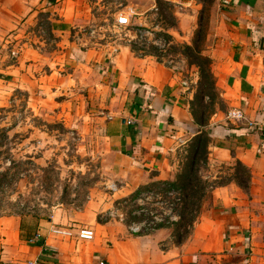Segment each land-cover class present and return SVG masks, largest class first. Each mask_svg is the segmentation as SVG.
Returning <instances> with one entry per match:
<instances>
[{
	"label": "rangeland",
	"instance_id": "obj_1",
	"mask_svg": "<svg viewBox=\"0 0 264 264\" xmlns=\"http://www.w3.org/2000/svg\"><path fill=\"white\" fill-rule=\"evenodd\" d=\"M24 1L0 0V28H18L12 31L14 37L7 44H0V65H36V69L24 68L20 73L25 80H37L38 85L51 74L56 79L35 92L30 87L22 88L21 82L22 87L0 82V252L16 239L19 227L31 233L38 221H53L59 226L57 222L69 219L76 226L89 227L121 222L134 234L166 229L170 234L167 244H184L190 231L175 227L179 222L176 205L182 193L162 183L174 181L184 170L193 138L164 156L168 173L164 180L136 186L140 178L134 176L127 182L115 176L100 114L110 93L99 86L98 66L71 68L66 62L75 52L85 56L102 47L114 51L128 45L135 56L177 75L191 99L189 110H199L209 122L212 113H227L215 87L211 60L210 64L207 61L221 21V1L161 0L156 5V0H75L79 27L70 30V15L69 24L51 29L47 6L41 2L24 17ZM11 12L21 15L11 18ZM121 14L128 16L127 26L117 24ZM26 19L28 23H24ZM22 26L33 29L32 40L43 55L35 64L22 59L20 48L27 38ZM201 91L206 95L202 101ZM236 169L233 161L209 162L201 149L193 171L205 191L199 215L203 205L211 201L216 186L235 181ZM244 175L238 177L246 186Z\"/></svg>",
	"mask_w": 264,
	"mask_h": 264
},
{
	"label": "crops",
	"instance_id": "obj_2",
	"mask_svg": "<svg viewBox=\"0 0 264 264\" xmlns=\"http://www.w3.org/2000/svg\"><path fill=\"white\" fill-rule=\"evenodd\" d=\"M46 1L25 0L24 17L41 2L47 6L51 29L69 24V15L68 29L79 27L75 0ZM220 1L221 21L208 53L211 73L227 113L240 110L242 117L228 118L220 111L211 116L205 127L207 155L212 163L239 162L249 173L247 185L231 180L216 186L187 241L178 247L166 243L170 238L166 229L134 234L121 222L98 224L87 226L94 239L84 242L58 238L51 233L55 222L38 221L31 233L19 227L16 239L3 246L0 264H264V0ZM20 15L11 12L10 17ZM16 29L0 28V44H7ZM24 31L22 59L35 64L43 55L32 40L33 29ZM79 52L69 55L66 64L98 66L99 86L110 93L100 114L112 173L127 182L140 178L136 186L167 178L164 156L200 132L183 82L158 63L135 56L128 45L114 51L102 47L85 56ZM21 63L0 65V82L22 87L21 82L22 88L35 92L56 79L51 74L39 85L35 79L25 80L20 71L36 65L21 67ZM69 221L57 224L76 226Z\"/></svg>",
	"mask_w": 264,
	"mask_h": 264
},
{
	"label": "trees",
	"instance_id": "obj_3",
	"mask_svg": "<svg viewBox=\"0 0 264 264\" xmlns=\"http://www.w3.org/2000/svg\"><path fill=\"white\" fill-rule=\"evenodd\" d=\"M160 3L161 0H156V5H159ZM209 60L210 59H207V61ZM203 77L206 78L204 74ZM205 96L206 95H204L201 91V96H199V100L202 101L203 97ZM211 98H213V95H211ZM198 108L201 109L202 107H199L198 105ZM190 113L194 124L200 129V132L193 137L190 145L188 146L190 154V157L188 158L189 162L184 167V170L176 176L174 181L162 183V185L164 184L168 189L172 191L179 190L182 193V198H178L179 204L176 205V215L178 216L179 222L175 224V227L177 229L187 227L189 231L191 230L193 223L196 221L199 215L201 203L200 201L205 195V191L201 186L202 182L200 178L193 174L195 162L197 157H201V149H204L206 155L207 148L209 145L208 133L207 131H205V127L208 125V118H203L200 115L199 110L195 111L193 109H190ZM201 113L203 114V112ZM236 166L238 167V169H236L235 176L233 178L235 182H237V184L243 186L244 183L242 181L239 182L238 175L245 174L244 176H247L248 178L249 173L247 169L242 166L239 162H236ZM239 170H241V172H238ZM136 196L137 194H135L133 197Z\"/></svg>",
	"mask_w": 264,
	"mask_h": 264
},
{
	"label": "built area",
	"instance_id": "obj_4",
	"mask_svg": "<svg viewBox=\"0 0 264 264\" xmlns=\"http://www.w3.org/2000/svg\"><path fill=\"white\" fill-rule=\"evenodd\" d=\"M116 22L120 26H127L129 24V18L127 15L121 14L117 17ZM228 118L233 119H240L242 117L241 111H230L227 113ZM132 232L138 231L137 230H131ZM51 233L58 237L63 239H71L74 238L77 241H84V242H90L94 239V232L87 226H55Z\"/></svg>",
	"mask_w": 264,
	"mask_h": 264
}]
</instances>
